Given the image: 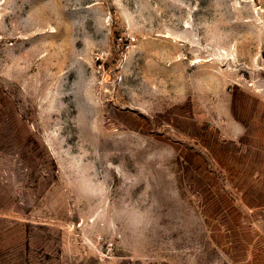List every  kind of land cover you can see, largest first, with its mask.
Here are the masks:
<instances>
[{
  "label": "rangeland",
  "instance_id": "rangeland-1",
  "mask_svg": "<svg viewBox=\"0 0 264 264\" xmlns=\"http://www.w3.org/2000/svg\"><path fill=\"white\" fill-rule=\"evenodd\" d=\"M0 264H264V0H0Z\"/></svg>",
  "mask_w": 264,
  "mask_h": 264
}]
</instances>
